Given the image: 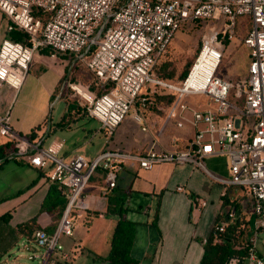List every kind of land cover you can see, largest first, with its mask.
<instances>
[{
	"label": "built area",
	"instance_id": "built-area-1",
	"mask_svg": "<svg viewBox=\"0 0 264 264\" xmlns=\"http://www.w3.org/2000/svg\"><path fill=\"white\" fill-rule=\"evenodd\" d=\"M0 11L10 22L9 32L21 30L29 35L27 43L3 41L1 82L19 89L31 61L37 54H45L67 67L64 75L67 81L61 94L69 88L78 96L89 117L101 123L106 136H112L128 115L147 130L143 109L151 99L150 89L177 94L165 124L172 121L183 128L188 121L187 113H191L190 123L196 130L185 150L151 148L137 155L105 150L93 161L82 154L65 160L60 155L63 141L43 146L41 140L19 136L11 127L8 114L0 117V135L15 142L16 152L10 160L17 156L47 171L46 180L57 183L67 198V207L55 232L37 230L33 240L22 244L28 260L57 264L59 258H71L61 238L72 237L77 212L90 209L85 189L96 169L105 171L108 186L114 189L118 178L115 168L121 160H137L145 170L163 163H191L204 168L203 160L216 155L227 159L230 175L213 176L215 180L242 188L250 198L255 228L245 261L264 264V256L257 249L260 236L264 237V0H0ZM36 13L43 16L37 17ZM241 16L252 19L251 30L241 42L248 53L247 76L238 84L239 94L245 95L243 107L229 101L231 81L216 75L224 40L235 37ZM204 20L211 25L187 79L181 85L161 79L154 71L155 66L167 56L179 30L189 22ZM208 50L217 59L213 73L204 77V85L187 88ZM63 56L71 60L65 61ZM76 61L88 69L100 87L109 86V90L98 94L90 84L72 81ZM187 95H204L210 101L204 109H197L184 102ZM177 190L184 188L180 186ZM192 203L198 210L208 205L201 197L193 198ZM236 213L231 211L228 218L234 220ZM226 226H214L215 240ZM207 241L203 240L204 245ZM228 264L242 261L233 257Z\"/></svg>",
	"mask_w": 264,
	"mask_h": 264
},
{
	"label": "crops",
	"instance_id": "crops-1",
	"mask_svg": "<svg viewBox=\"0 0 264 264\" xmlns=\"http://www.w3.org/2000/svg\"><path fill=\"white\" fill-rule=\"evenodd\" d=\"M9 23L0 11V48L5 39H12L7 29ZM63 59L69 61L68 56H63ZM66 70L65 64L45 54H37L29 64L19 89L0 81V117L8 114L11 127L21 137L28 138L37 132L35 136L41 139L42 145L50 136L55 138L47 146L63 141L60 155L65 160L82 154L88 161H93L106 150L107 142L98 120L82 112H73L66 125H58L64 116L56 123L50 119L51 107ZM168 110H164L165 117L151 112L146 114V131L132 118L125 120L115 130V141L109 150L132 155L145 154L151 148L185 150L196 133L190 123L191 113H187L188 121L183 128L177 127L174 122L171 126L167 123L164 128ZM83 117L88 122L95 121L98 127L86 134L85 142L81 144L74 131ZM48 119L50 125L46 132ZM60 130L69 131V136L58 134ZM11 141L0 135V146ZM0 163L2 183L16 193L8 200L1 199L0 216L11 211L12 226L37 216L40 228L58 227L62 217L57 219L40 212L51 184L46 180L47 171L35 168L26 160H0ZM203 163L204 168L191 163H163L145 170L137 160L124 159L115 168L118 178L114 189L109 188L105 171L96 169L85 189L90 209L75 220L74 235L61 239L71 258H59L57 264H114L107 257L113 234L122 219L136 224L131 255L138 264H200L204 254L203 240L211 237L216 224L233 222L228 218L233 210L237 212L236 217H241L243 221L239 240L252 239L255 219L250 198L242 188L223 184L213 177H229L227 159L214 155L205 158ZM33 183H36L35 187L28 190ZM180 186L184 191L177 190ZM195 197L207 200V207L196 209L192 203ZM110 202L114 210L122 204V212L109 210ZM25 240L23 237L19 242L23 244ZM259 241L258 253L264 256V242ZM12 250L3 257L2 264H10ZM242 264L247 263L243 261Z\"/></svg>",
	"mask_w": 264,
	"mask_h": 264
},
{
	"label": "trees",
	"instance_id": "trees-1",
	"mask_svg": "<svg viewBox=\"0 0 264 264\" xmlns=\"http://www.w3.org/2000/svg\"><path fill=\"white\" fill-rule=\"evenodd\" d=\"M37 17H42V13H36ZM202 22L195 21L185 24L180 30H184L191 24H200ZM252 27V19L250 16H241L237 20L236 32H244L245 34L241 37V41L247 36ZM178 32V33H179ZM177 33V35H178ZM11 38L14 41L27 43L29 40V35L21 30H15L11 32ZM175 40V39H174ZM173 40V42H174ZM168 48V53L165 58L159 61L155 66V73L164 81L173 82L177 85H181L188 77L190 70L195 63L198 52L195 54L194 58L188 60L185 64L184 70L178 76L177 81H173L174 74L166 73L165 69L170 67V56L172 54V45ZM87 72L91 76L90 85L94 91L98 94L107 92L109 86L106 88L100 87L93 75L88 71V69L83 66L80 62L76 61L73 65L71 80L81 82L77 77L79 74ZM240 82V81H239ZM239 82L231 81L232 88L229 93V101L235 103L239 107H243L245 104V95L244 93L239 94L238 84ZM77 98L76 103L71 102V96ZM149 99L147 101V106L143 109V113L146 118V114L154 113L160 116H165V109H170L174 102L177 99L176 93H165L158 90H151L149 93ZM60 99H63L67 103V113L64 115L62 120L58 123L69 124L70 116L73 112L88 115L85 106L81 103L78 96H75L74 93L68 88L63 91ZM89 116V115H88ZM41 126L39 127V129ZM37 132H34L28 139L32 141H39L40 138L36 137ZM16 152L15 142L11 141L3 146H0V160L4 162L10 160V156L14 155ZM14 161L22 162L21 158L15 156L13 157ZM1 164V163H0ZM36 183H33L28 187V190L35 187ZM3 200L0 201V203ZM67 207V198L63 191L60 189L57 183H51L49 191L46 197L43 200V203L40 208V212H46L50 216H55L57 219H60L63 216V213ZM122 204L115 210L112 208V203L109 204V210L122 212ZM255 219V217H254ZM12 220V213L8 211L0 216V264H2L3 257L7 255L19 242V240L25 237L28 241L33 240L34 234L37 230H45L49 233L55 232L57 226H52L51 228H40L37 224V216L31 218L30 220L19 223L16 226H12L10 221ZM252 221V220H251ZM243 221L241 217H236L233 222L228 223L225 231L222 232L218 239L215 240L213 234L208 239L207 243L204 245V254L200 264H228L229 260L233 257L240 258L243 262L249 255V245H251V238L248 240L239 239L242 236V225ZM135 226L136 224L132 221L122 219L113 234L111 241V251L107 257L114 264H138V262L131 255V248L134 242L135 237Z\"/></svg>",
	"mask_w": 264,
	"mask_h": 264
},
{
	"label": "rangeland",
	"instance_id": "rangeland-1",
	"mask_svg": "<svg viewBox=\"0 0 264 264\" xmlns=\"http://www.w3.org/2000/svg\"><path fill=\"white\" fill-rule=\"evenodd\" d=\"M210 23H207L205 20L200 24H191L188 27H186L184 30L180 31L178 35L176 36L173 45H172V54L170 56V67L165 69L166 73L168 74H174L173 81H178L179 74L184 70L185 64L188 60H191L194 58L195 54L198 52L200 53L202 47H203V41L204 37L207 34V31L210 27ZM244 32H236L235 31V37L232 40L225 39L224 40V51L221 56L220 64L217 70L216 75H219L229 81L234 82H241L244 80L247 76V68H248V53L246 49L241 44V37L244 35ZM199 55V54H198ZM214 54L210 51V58L211 60L217 62V59L213 56ZM69 60H71V57H69ZM82 84L88 85L90 84L91 76L87 72H83L77 76ZM67 81L64 77L61 79L59 89L57 91V95L55 97V103L51 107V115L50 119L52 118L53 123L58 122L61 120V118L66 114L67 112V103L60 99L59 96L61 95V89L63 84ZM77 98H75L73 95L71 96L70 101L76 103ZM184 102L192 107H195L197 109H204L207 104H209L210 99L207 96L204 95H187L183 99ZM233 110H230V113H232ZM165 117V116H163ZM91 118V117H90ZM128 118H131L130 115L126 117L125 120ZM124 120V121H125ZM123 121V122H124ZM166 121V120H165ZM249 121L252 122L253 119L250 117ZM87 122V123H86ZM79 125L77 129H75V137L81 139L80 143L83 144L85 142V135L91 132V130H94L98 127V124L95 121L86 120V118H80L78 121ZM173 124L172 121L168 122V125L171 126ZM49 119L46 126V132L49 130ZM167 126V123L165 124L164 128ZM62 133V136H69V131H62L60 130L58 134ZM115 133V132H114ZM73 136V135H72ZM72 137L73 139L75 137ZM106 144L105 149L109 150L115 141V134L112 136H106ZM55 138L53 136H50L46 142L43 144L44 146H47L52 139ZM2 168L0 167V171ZM16 195L15 192L12 191L11 188H8L5 184L2 183V173L0 174V200L1 199H7L9 197H12ZM83 212L85 211H78L76 220H78ZM77 221H75L76 223ZM261 243L263 242V236L261 235ZM62 239V238H61ZM259 241V242H260ZM10 264H40L39 261H30L28 260V254L23 249L21 242H19V245L13 248Z\"/></svg>",
	"mask_w": 264,
	"mask_h": 264
},
{
	"label": "bare ground",
	"instance_id": "bare-ground-1",
	"mask_svg": "<svg viewBox=\"0 0 264 264\" xmlns=\"http://www.w3.org/2000/svg\"><path fill=\"white\" fill-rule=\"evenodd\" d=\"M209 54L210 50L204 53L187 84V88H198L200 85H204V77L213 73L216 62L211 60Z\"/></svg>",
	"mask_w": 264,
	"mask_h": 264
},
{
	"label": "water",
	"instance_id": "water-1",
	"mask_svg": "<svg viewBox=\"0 0 264 264\" xmlns=\"http://www.w3.org/2000/svg\"><path fill=\"white\" fill-rule=\"evenodd\" d=\"M42 143V142H41Z\"/></svg>",
	"mask_w": 264,
	"mask_h": 264
}]
</instances>
